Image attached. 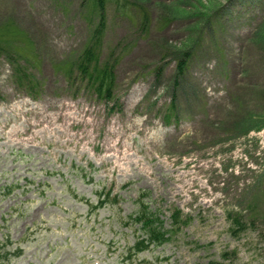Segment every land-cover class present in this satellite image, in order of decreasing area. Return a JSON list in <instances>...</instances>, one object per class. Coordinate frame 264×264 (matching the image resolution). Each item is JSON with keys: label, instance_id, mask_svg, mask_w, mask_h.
Listing matches in <instances>:
<instances>
[{"label": "rangeland", "instance_id": "374dc122", "mask_svg": "<svg viewBox=\"0 0 264 264\" xmlns=\"http://www.w3.org/2000/svg\"><path fill=\"white\" fill-rule=\"evenodd\" d=\"M0 47V264H264V0H0Z\"/></svg>", "mask_w": 264, "mask_h": 264}, {"label": "trees", "instance_id": "16d2710c", "mask_svg": "<svg viewBox=\"0 0 264 264\" xmlns=\"http://www.w3.org/2000/svg\"><path fill=\"white\" fill-rule=\"evenodd\" d=\"M105 3L106 0H97V4L101 10H104ZM179 64V70L183 72V68H186L185 59H182ZM78 68L81 71L82 77L88 80L89 84L94 87L100 98H110L112 96L116 81L114 70L109 63L100 64L99 55H96L94 49L89 48L84 52L83 56L78 62ZM170 110L172 111L173 109ZM165 123L170 124V116L167 118ZM145 214L148 215L147 212H145ZM136 219L137 222H142L144 224L143 227L147 230L146 233L148 234L152 243L160 245L163 242L162 238H164V235H161L160 232H158L154 227L156 220L154 221L152 218H149V220L146 218H141L140 214L137 215ZM160 235L162 237H160Z\"/></svg>", "mask_w": 264, "mask_h": 264}, {"label": "bare ground", "instance_id": "6f19581e", "mask_svg": "<svg viewBox=\"0 0 264 264\" xmlns=\"http://www.w3.org/2000/svg\"><path fill=\"white\" fill-rule=\"evenodd\" d=\"M40 108V107H39ZM131 119V118H130ZM155 138V137H154Z\"/></svg>", "mask_w": 264, "mask_h": 264}]
</instances>
